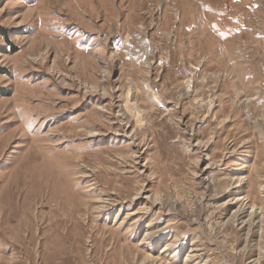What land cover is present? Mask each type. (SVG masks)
<instances>
[{"label":"rangeland","instance_id":"rangeland-1","mask_svg":"<svg viewBox=\"0 0 264 264\" xmlns=\"http://www.w3.org/2000/svg\"><path fill=\"white\" fill-rule=\"evenodd\" d=\"M0 264H264V0H0Z\"/></svg>","mask_w":264,"mask_h":264}]
</instances>
